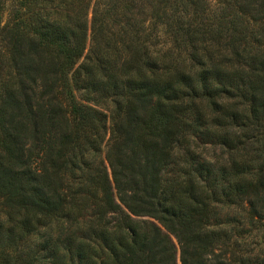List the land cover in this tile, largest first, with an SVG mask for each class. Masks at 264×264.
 <instances>
[{"label": "trees", "instance_id": "16d2710c", "mask_svg": "<svg viewBox=\"0 0 264 264\" xmlns=\"http://www.w3.org/2000/svg\"><path fill=\"white\" fill-rule=\"evenodd\" d=\"M65 6L0 0V264H264V0Z\"/></svg>", "mask_w": 264, "mask_h": 264}, {"label": "rangeland", "instance_id": "374dc122", "mask_svg": "<svg viewBox=\"0 0 264 264\" xmlns=\"http://www.w3.org/2000/svg\"><path fill=\"white\" fill-rule=\"evenodd\" d=\"M57 1H58V0H57ZM95 1H96V0H65L66 6L64 7V10H66L70 15H71V13H73L74 11H77L78 8H77L76 5H79L80 3H85V5H86L87 7L89 6L88 16H87V20H88V22H87L88 30H87L86 46H85V50H84L83 56H84V55L88 52V50L90 49V39H89V37H90L89 23H90V14H91L90 11H91V7H92V5H93V3H94ZM147 8H148V7L145 8V11H147ZM108 22H109V20H108ZM108 27H109V29H110L111 31H115V30L117 29V26L111 24L110 22H109ZM168 46H171V45L168 44ZM99 107H100L99 110H102L103 112H106L104 106H99ZM107 115H108V113H107ZM105 125H106V130H107L108 127H109V119H107ZM107 137H108V133L106 134L105 140L102 142V145H101V147H100L99 158H101V159H104L105 143H106V138H107ZM200 147H202V146H200ZM204 147H210V146H204ZM197 150H198L199 154L201 155V157L203 156V157H206V158H211V159H213V158L211 157V154H212L211 151H208V153L205 154L204 152H202L201 148H199V149H197ZM216 152H218V150H216ZM181 153H182V152H180V151H176V152L174 153V156H175L174 161L177 160L178 156L181 155ZM178 163H179V160H177V164H178ZM171 167H172V166H171ZM171 167H170V168H171ZM175 167H176V165H174V168H175ZM170 168H169L167 171L164 172V176H165L166 178L172 177V175H173V171H174V170H173L172 168H171V169H170ZM223 213H224V211H222V214H223ZM220 214H221V212H220ZM171 237H172V236H171ZM263 238H264V237H263ZM251 239H252L253 241H256V240H257V238H254V236H253ZM172 240H173V242L176 244V241H175L174 237H172ZM176 247H177V254H176L177 259H176V263H177V264H180V262H179V258H178V246H177V244H176ZM263 249H264V248H263Z\"/></svg>", "mask_w": 264, "mask_h": 264}]
</instances>
